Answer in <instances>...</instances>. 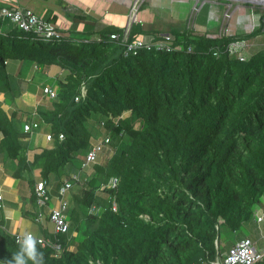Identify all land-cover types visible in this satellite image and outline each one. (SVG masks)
Masks as SVG:
<instances>
[{
  "label": "trees",
  "instance_id": "obj_1",
  "mask_svg": "<svg viewBox=\"0 0 264 264\" xmlns=\"http://www.w3.org/2000/svg\"><path fill=\"white\" fill-rule=\"evenodd\" d=\"M205 6L202 24L209 20L208 4L200 12ZM257 11L263 19L264 11ZM67 13L72 27L59 39L0 19V82L9 98L22 95L35 64L42 73L54 65L65 72L50 81L57 97L26 107V118L0 103V151L18 162L12 175L34 212L39 181L22 139L26 123L45 125L54 138L36 161L43 159L40 180L49 187L50 175L57 176V191L61 171L75 160L81 168L80 157L97 132H110L115 150L82 182L75 181L68 209L75 235L72 241L61 236L59 256L38 245L44 264H212L235 239L246 238L247 227H258L254 207L264 198V47L251 49L242 60L228 46L263 25L223 36L172 27L168 33L184 50L142 49L125 56L124 46L110 38L123 27ZM42 16L56 24L59 19L53 11ZM146 32L151 31L142 20L133 23L132 37ZM97 35L101 41H84ZM16 63L15 76L10 66ZM83 86L86 96L76 100ZM111 178L118 180L114 187L108 186ZM93 204L104 208L100 215L89 213ZM18 249L15 238L0 230V261L5 264Z\"/></svg>",
  "mask_w": 264,
  "mask_h": 264
},
{
  "label": "crops",
  "instance_id": "obj_2",
  "mask_svg": "<svg viewBox=\"0 0 264 264\" xmlns=\"http://www.w3.org/2000/svg\"><path fill=\"white\" fill-rule=\"evenodd\" d=\"M168 1L150 0L148 7L143 8L142 6L140 9L138 20H142L145 28L151 31L142 34L146 40L157 39L162 34H164V32L167 33L172 27H182V25H186L184 20H181V18L193 8V5L190 4V2H188V5H176V3L174 4L175 1ZM162 2L169 3L170 6L166 8L162 5ZM4 5H27L40 14H44L47 11H53V13L57 14L59 17L57 20L59 27H61L62 30H69L72 27V21L70 20V17L67 13L69 11L75 12V14H85L87 19H97L103 25L124 27L128 21L129 8L132 5V0H61V2L60 0H0V7ZM165 9H170L168 11L170 13L168 15L170 18L161 19L160 13H165ZM211 12L212 10L210 13ZM175 14H177V16ZM212 14L209 15L208 22L204 25L200 24V26L204 27V31H210L212 35H217L219 33L220 27H222V24H219V19L213 18V16L211 17ZM255 14L256 12L253 11L254 17ZM253 19L254 22L251 24L248 14L242 15L240 16L239 20L237 19L233 22V24H231V26L227 28V30H231L230 34H239L252 31L253 25L255 28L261 27V25H263V29L261 31L246 39L247 56L250 54L251 49L257 48V45H264V18L262 19L261 13L257 11V18ZM80 25L81 28L84 27L83 24ZM10 70L12 71V74L16 76L19 72V63L11 64ZM37 72H41V70H35L34 67L30 69V72L26 78L27 82L22 84V95L16 97L13 100L12 98H9L8 89L2 82H0V103L6 109L11 111L16 110L18 113V118H26V107L33 108L40 105L41 103H47L49 99L44 93L41 92L42 85L54 86L50 81L65 74L63 69L58 65L52 66L49 71L45 72V78L35 79L36 75L38 74ZM102 134L103 132L99 131L92 138H99L102 136ZM3 136V133H0V138ZM22 139L27 146L26 151L28 160L30 162H34L31 165V171L34 177L40 181L41 170L43 168L44 162L43 159L36 161V158L43 152L45 148L52 147L53 142L49 141L46 137L45 125H42L40 128H34L33 132L24 131ZM80 159H82V157H80ZM17 167L18 162L16 160H9L7 154L0 151V194L3 197V206L0 207V220H3V222L0 223V230L10 235L18 232H32L37 236H49L47 234L50 232L53 233L54 225L49 220L47 215L45 216L42 223L35 221L34 217L36 213L32 208L30 197L21 195L18 186L19 179L12 175L13 171H15ZM79 170L80 168H78L75 163L67 164L59 175L60 181L63 182V178L78 173ZM84 174L87 173H82V175L85 177ZM56 179L57 176L54 174L50 175L49 177L50 182H52L50 189L53 193L50 204L51 207H56L59 203V192L55 191L53 186ZM72 191L73 190H71V193ZM262 224H259V226ZM251 226L258 228L256 227L255 223H253ZM259 235L264 237V233H257L256 236L259 238ZM246 236L250 237L249 234ZM242 238L244 237H239L238 239H235L234 242ZM258 238L254 239L256 245Z\"/></svg>",
  "mask_w": 264,
  "mask_h": 264
},
{
  "label": "built area",
  "instance_id": "obj_3",
  "mask_svg": "<svg viewBox=\"0 0 264 264\" xmlns=\"http://www.w3.org/2000/svg\"><path fill=\"white\" fill-rule=\"evenodd\" d=\"M231 3V2H229ZM142 2L139 0H135V2L129 8L128 21L123 27L122 31H115L110 33V38L119 41L124 46V55L125 56H134L137 55L142 49L148 50H159V51H174V50H184L185 47L183 44H175L174 36L170 33H164L160 37L154 40H146L142 34L137 35L136 37H132V26L134 22L139 21L138 15L140 11ZM199 2H197L193 8V10H197V12L201 9V6H198ZM232 5V4H231ZM230 6L225 14L224 21L229 20L233 16V11ZM194 14V13H193ZM192 14V15H193ZM191 15V17H192ZM0 19H10L15 22L18 27L29 33H34L36 36H42L46 39H59L63 35V30L59 27L58 24L53 23L51 21L46 20L42 14L35 12V10L29 6H11L4 5L0 7ZM141 21V20H140ZM194 24H187L189 28L192 30H196ZM219 33L217 35L223 36L227 32L223 29V25L220 28ZM255 29L253 25L252 30ZM92 40L101 41L102 38L100 36H94L89 39H85L84 41L90 42ZM246 47L247 40H236L232 41L228 50L231 54L235 53L239 56L240 59L245 60L247 58L246 55ZM192 47H189L191 50ZM215 55H218V51L214 52ZM35 70H40V67L35 64ZM43 93L47 96L49 100H53L57 97L58 89L51 85H46L44 87ZM86 96V88L82 87L81 94L76 97V100H80L81 98H85ZM103 124V123H102ZM38 122H30L24 125L25 132H33L34 128H38ZM46 137L49 141L54 140L51 134H46ZM60 138H64L63 134H60ZM115 150L111 146V133L102 134L99 138H92L91 147L88 152L82 158V165L78 173H75L71 176H66L63 178L62 185L59 188V203L56 207H51L52 201V193L50 187L47 185L46 181L40 180L36 183L35 191L37 198V212L34 217L35 221L38 223H42L45 216L47 215L49 220L54 225L53 236H37L35 235L42 243L40 244L42 247H49L53 250V254L55 256L61 255L64 250L63 240L61 238L62 235H68V240L72 241L75 232L70 233V221L68 219V209L71 205V190L74 187L75 181L82 182L83 175L82 173L88 172L94 164L101 163V159L104 154H108L109 156L114 153ZM108 156V157H109ZM118 183L117 178H111L108 182V186H116ZM103 187V186H102ZM102 187L99 188L102 189ZM2 195L0 194V207L2 204ZM264 201L262 200L260 203L256 204L254 207V216L255 220L258 224L264 223ZM112 209L117 210V203L113 201ZM104 208L101 205L93 204L89 208V213L100 215ZM32 233V232H31ZM23 233H15L12 236L15 238L17 242V238L20 237ZM73 247L72 244H70ZM264 260V250H261L257 247L254 240L250 237L242 238L237 240L223 256V260L221 261L218 257L212 264H257Z\"/></svg>",
  "mask_w": 264,
  "mask_h": 264
},
{
  "label": "rangeland",
  "instance_id": "obj_4",
  "mask_svg": "<svg viewBox=\"0 0 264 264\" xmlns=\"http://www.w3.org/2000/svg\"><path fill=\"white\" fill-rule=\"evenodd\" d=\"M140 3L142 2L143 4V8L145 7H148L149 5V1L150 0H139ZM168 1V0H167ZM175 1V2H174ZM180 1V2H179ZM135 2V0H132V4ZM169 2V1H168ZM174 4L176 3V5L178 4H184V5H188V2H190V4L193 5V8L195 6V4L197 2H199L198 6L202 8V6L204 4H208L209 5V14H213L211 15V17L213 16V18H216V19H219V24H222L223 25V29L226 30L229 26H231V24H233L234 21H236L237 19L239 20L240 16L242 15H245V14H248L249 18H250V22L252 24V22H254V19L253 18H257V10H260V11H264V5L263 4H252V6L250 5H247L248 3H243V2H237V1H232L230 0L231 3L229 2H222L220 0H173ZM131 3V2H130ZM141 4V6H142ZM232 4V5H231ZM162 5L166 8H168L170 6L169 3H165V2H162ZM173 6V5H172ZM207 6V5H206ZM206 6L204 7V9L200 12V10L197 12V10H193L190 9L189 12H187L186 14H184V16H182L181 20H184V23L187 25L189 24V21H190V24H194L193 26H195V29L196 31H200V32H203V28L201 25H204L202 23H200L201 21V18L203 16H205V13H206ZM232 7V11H233V16L229 19V20H225L224 21V14L226 12V10L229 8V7ZM142 7H140L141 9ZM170 9H165L164 11H166L165 13H160L161 14V19H164V18H170L168 15L170 14L168 11ZM212 10V12L210 13V11ZM256 10V14H255V17L253 16V11ZM194 13V14H193ZM193 14V15H192ZM177 16V14H175ZM192 15V17H191ZM242 18V17H241ZM200 19V20H199ZM221 28V27H220ZM251 29V28H250ZM221 30V29H220ZM226 32L228 34L231 33V30L228 29L226 30ZM243 34V33H242ZM81 34L80 33H77V32H73V36H77L79 37ZM215 35V34H213ZM264 45H257V48L259 47H263ZM251 52V51H250ZM38 74L36 75L35 79L39 78V79H42V78H45V74L42 73V72H37ZM109 155L107 154H104L103 157H102V162H105L107 157ZM80 160H75V165H78L80 162H78ZM89 173V172H88ZM55 191H57L55 189ZM54 191V192H55ZM59 192V190H58ZM52 193V192H51ZM52 196H53V193H52ZM263 201H264V198H263ZM263 207H264V203H263ZM256 229V230H255ZM263 229V230H262ZM247 230H248V234L250 235V238L252 240L254 239H257L258 237L256 236L257 233L261 234V233H264V223L262 225L259 226L258 224V228H254L252 226H249L247 227ZM257 232V233H256ZM256 236V237H254ZM248 237V236H246ZM264 237L260 236L259 235V238L257 240V247L261 250H264ZM226 255V252L224 254H221L219 256L220 260L222 261L223 260V256ZM0 264H4L0 261ZM259 264H262V262H259Z\"/></svg>",
  "mask_w": 264,
  "mask_h": 264
},
{
  "label": "clouds",
  "instance_id": "obj_5",
  "mask_svg": "<svg viewBox=\"0 0 264 264\" xmlns=\"http://www.w3.org/2000/svg\"><path fill=\"white\" fill-rule=\"evenodd\" d=\"M41 243L33 233H23L17 238L18 251L5 264H44V253L38 247Z\"/></svg>",
  "mask_w": 264,
  "mask_h": 264
},
{
  "label": "water",
  "instance_id": "obj_6",
  "mask_svg": "<svg viewBox=\"0 0 264 264\" xmlns=\"http://www.w3.org/2000/svg\"><path fill=\"white\" fill-rule=\"evenodd\" d=\"M232 1L243 2V3H252V4H263L264 5V0H232ZM23 6H27V5H23Z\"/></svg>",
  "mask_w": 264,
  "mask_h": 264
}]
</instances>
